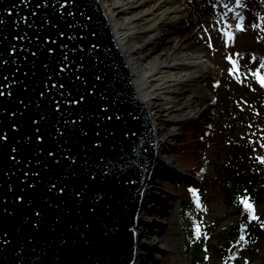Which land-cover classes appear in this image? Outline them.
Instances as JSON below:
<instances>
[{"label": "water", "instance_id": "water-1", "mask_svg": "<svg viewBox=\"0 0 264 264\" xmlns=\"http://www.w3.org/2000/svg\"><path fill=\"white\" fill-rule=\"evenodd\" d=\"M151 149L95 0H0V264H129Z\"/></svg>", "mask_w": 264, "mask_h": 264}, {"label": "rangeland", "instance_id": "rangeland-1", "mask_svg": "<svg viewBox=\"0 0 264 264\" xmlns=\"http://www.w3.org/2000/svg\"><path fill=\"white\" fill-rule=\"evenodd\" d=\"M174 1L181 10H186L187 13L192 11L194 15V19L183 23L182 28L195 30L198 27L203 36V41L190 39L187 44L200 51L205 43L208 60L202 57L212 68L200 71L206 75L205 79L194 78L191 84L193 88L201 89V94L215 90L213 102L218 114L216 120H210L207 124L200 117L196 121L186 120L166 127L176 130L164 153L165 157L171 159V166L167 165L166 168L160 165V171L154 174L150 182L158 190L167 193L164 204L170 205L169 210H154L151 215L160 226L168 229L164 235L141 238L155 241L162 238L158 242L162 247L154 252V257L148 260V264H192L186 246L189 240L197 238V227L202 234L219 220L215 232L225 234L236 223L237 216L231 213V208L222 197L221 188H209L205 198L200 200L195 197L191 199L190 193L195 192L191 187L193 184H185L188 181L196 184L200 175L203 180L214 177L226 158L227 141L243 140L252 144L253 154L264 162V87L253 75L264 61V0H240L242 7L237 5L236 0ZM240 16L244 17L243 21L239 19ZM237 23L242 24L243 31L235 28ZM257 24L261 27H253ZM225 32H231L233 36V39L227 40V45ZM209 38L212 47H209ZM172 39L175 43L177 36L172 34ZM163 52L164 49L159 46L155 54ZM238 52L244 53L248 60L246 63L238 60L236 69L230 74L229 70L233 65L227 58L236 59ZM260 75L264 76V69L260 71ZM210 80L213 84L207 87ZM208 102L202 105L205 106ZM234 113L238 118L233 117ZM194 168L199 172L197 176ZM263 210L264 203L252 207L250 213L256 217ZM158 214H163V217ZM209 242L210 245L214 244L215 237ZM200 256L207 257L205 264H222L210 251H203ZM263 258L264 237H261L232 249L224 264L248 260L253 264H260Z\"/></svg>", "mask_w": 264, "mask_h": 264}, {"label": "bare ground", "instance_id": "bare-ground-1", "mask_svg": "<svg viewBox=\"0 0 264 264\" xmlns=\"http://www.w3.org/2000/svg\"><path fill=\"white\" fill-rule=\"evenodd\" d=\"M95 1L150 127L151 159L132 216V258L129 263L148 264L154 252L162 247L158 244L162 238L156 241L141 238L164 235L168 229L160 226L151 215L154 210H169L170 205L164 204L167 193L150 182L154 174L160 171V165L166 167L171 162L164 153L176 130L166 127L186 120L196 121L200 117L205 119L206 124L216 120L218 109L213 102L215 90L201 94V89H195L191 84L194 78L205 79L206 75H199L200 71L212 66L204 59L208 60L205 43L200 49L205 53L204 58L198 54L199 48L194 49L187 44L190 39L203 41V36L198 27L195 30L182 28V24L192 21L194 15L192 11L187 13L181 10L174 0ZM172 34L177 36L175 43ZM159 46L164 52L157 55L155 51ZM236 57L233 59L236 62L246 63L248 60L244 53L238 52ZM210 84H213L212 80L207 82V87ZM206 101L209 102L203 106L202 103Z\"/></svg>", "mask_w": 264, "mask_h": 264}, {"label": "trees", "instance_id": "trees-1", "mask_svg": "<svg viewBox=\"0 0 264 264\" xmlns=\"http://www.w3.org/2000/svg\"><path fill=\"white\" fill-rule=\"evenodd\" d=\"M233 117L238 118V115L234 113ZM226 146V158L224 163L218 167L214 177L203 180V176L200 175L196 184L190 181L185 184H193L191 187L195 192L191 190V199L194 197L204 199L209 188L215 186L218 189L221 188L222 197L231 208V213L237 216V220L225 234L215 232V227L219 223L217 220L204 233L189 240L186 249L192 264L207 262L206 256H200L203 251H210L224 264L232 249L247 241L264 237V210L252 219L251 213L245 208V201L252 207L264 203V162L253 154V146L248 142L229 140ZM194 173L197 176L199 172L195 169ZM216 179H218L217 182ZM241 235L244 236L243 241H240ZM213 237H215V242L210 245L209 241ZM246 262L253 264L251 260L239 261L236 264H246ZM260 264H264V258Z\"/></svg>", "mask_w": 264, "mask_h": 264}, {"label": "snow or ice", "instance_id": "snow-or-ice-1", "mask_svg": "<svg viewBox=\"0 0 264 264\" xmlns=\"http://www.w3.org/2000/svg\"><path fill=\"white\" fill-rule=\"evenodd\" d=\"M236 2H237V5H238V6H240V7L243 6L242 4H240V0H236ZM239 19H240L241 21H243L244 17H243V16H240ZM253 27H261V26H260L259 24H257V25H253ZM235 28H236L238 31H243V30H244V29H243V26H242L241 23H237V24L235 25ZM224 35L227 37V39H226V41H225V43H226V45H227V40H231V39H233V36H232V33H231V32H225ZM209 47H212L211 39H210V38H209ZM227 59H229V61H230V62L232 63V65H233V68H231V69L229 70L230 74H232L233 71L236 69V61L232 60L231 57H228ZM253 59H255V58H253ZM262 69H264V61L261 62L260 68H258V69L256 70V72L253 73V75L256 76V79H257V81L260 83V85H261L262 87H264V76L260 75V71H261ZM245 208L248 209L249 212L252 211V205L249 204V203H247L246 201H245ZM252 219H255V216H252ZM196 235H197V236L200 235L199 227L196 228ZM243 240H244V236L241 235V236H240V241H243ZM246 264H247V262H246Z\"/></svg>", "mask_w": 264, "mask_h": 264}]
</instances>
